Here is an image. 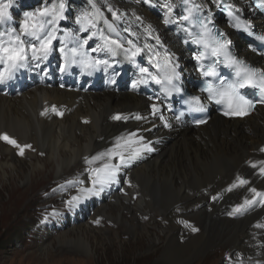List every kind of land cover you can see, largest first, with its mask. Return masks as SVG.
<instances>
[{"label": "bare ground", "instance_id": "1", "mask_svg": "<svg viewBox=\"0 0 264 264\" xmlns=\"http://www.w3.org/2000/svg\"><path fill=\"white\" fill-rule=\"evenodd\" d=\"M180 1H124L130 4V13L126 16L131 17L124 15L117 19L121 24L111 17L116 29L102 32L103 37L131 39L144 49L136 64L119 50L111 57L103 50L93 51L103 45L101 37L100 42L85 46L83 51L90 59L107 60V67L101 65L85 71L79 64H71L65 68L64 53L55 49L39 67L33 64L21 69L6 84H0V133L6 132L21 145L29 144L33 148L36 143L49 148L52 151L48 162H54L55 168L61 170L72 160L84 162L86 157L113 149L117 142L119 147L115 150L125 155H130L141 143H150L152 151H143L121 165L117 180L103 186L111 196L112 206H116L107 205L105 213L120 220L134 239L144 237L145 233L119 215V202L131 212H139L142 221L151 217L159 219L162 235L158 239L149 235L146 251L152 253L160 246L162 260L173 264L189 262L219 245L222 250L218 249L220 256L216 264H264V202L257 198L242 213L228 214L245 198H252L250 188L264 192V174L259 171L264 167V151H261L264 149V107L256 106L241 119L212 114L202 126L188 128L173 121L159 84L148 78L146 83L132 87L147 75L139 71L141 67L148 68L153 75L165 72V57L171 58L169 67L178 65L175 71L184 82H190L195 76L194 62L188 56L190 43L180 23ZM194 1L204 10H213L218 5L217 0ZM231 1L245 13H254L247 0ZM11 29L10 24L0 23V32ZM227 32L231 38L236 37L234 32ZM77 41L71 37L66 39L65 50L75 47ZM241 51L247 57H254L244 47ZM162 60L161 67L158 62ZM98 75L99 81L94 82ZM100 82V90H93ZM153 104L159 111L154 112ZM52 105L63 115L51 111ZM45 108L49 112L41 115ZM116 113L128 119L112 120ZM166 123L170 126L166 127ZM130 133L136 135L130 136ZM141 136L142 142L138 139ZM5 146L16 149L0 141V148L5 150ZM30 149L25 150L24 158L31 155ZM16 156L22 157L18 151ZM38 156L39 152L36 159ZM39 161L33 164L7 161L0 168L6 169L10 179H22L26 174L23 166L35 170V176ZM117 162L103 158L92 163L95 167L86 172L104 163ZM237 177L248 183L229 191L237 183ZM12 185L11 181L14 189ZM182 217L195 223L183 224ZM193 227L198 231L193 232ZM99 230L77 225L59 237L73 240L89 251L91 241L97 244L108 241Z\"/></svg>", "mask_w": 264, "mask_h": 264}, {"label": "rangeland", "instance_id": "2", "mask_svg": "<svg viewBox=\"0 0 264 264\" xmlns=\"http://www.w3.org/2000/svg\"><path fill=\"white\" fill-rule=\"evenodd\" d=\"M124 1L131 0H122L119 3L113 0H63L66 19L58 21L55 25L56 35L59 38L58 42H55L56 51L60 52L59 49L65 46V40L70 37L82 41L88 35L95 33L89 44L100 42L104 34L102 32L116 29L114 20L117 19H111L112 11L122 14L121 17L124 15L126 18L131 17L126 16L130 13V4ZM0 2L6 3L7 0ZM60 2L61 0H12L11 19L6 23L19 32V23L24 19L26 12L58 6ZM85 14L95 27L77 22L78 18ZM117 23L121 24L119 20ZM82 28L85 31H82ZM65 32L70 35L65 37ZM65 137L72 140L68 135ZM30 150L31 155L24 158V155L16 156L17 149L6 146L5 150L0 148V155H3L0 165L7 161L8 163L25 161L24 164H33L40 160L39 167L36 168L39 171L35 176L33 173L35 170L23 166L26 174L22 179H10L6 169L0 168V264H173L162 260L160 246L152 253L146 251L149 235L156 239L162 235L159 219L153 220L151 217L147 221H142L139 212L137 214L131 212L132 210L125 208V205L119 202V215L121 214L127 222H132L134 227L137 225L135 228L138 231L145 233L144 237L134 239L120 220L105 213L106 208L113 204L109 201L110 194L104 189L99 195L91 196L73 208L67 206L66 201L78 195L80 188L91 187V175L86 171L95 166L85 161L72 160L68 167L66 165L67 168L61 170L55 168L54 162H48V156L52 151L49 148L34 143ZM37 152L39 156L36 159ZM11 181L14 189H11ZM136 185L139 186L138 183ZM103 203L106 205L104 206ZM112 207L116 208V206ZM99 214V217L96 216ZM186 219L188 218H181L183 224L194 222ZM97 220L99 223H96ZM77 225L100 229L99 231L103 232V237L108 241L106 244L99 243L100 245L91 241L90 250L84 251L77 242L68 240V243L67 240L62 239V235L59 237L60 233ZM219 248L222 250V246H216L183 264H216L220 256ZM213 253L215 258L212 257ZM225 257L226 255L222 258Z\"/></svg>", "mask_w": 264, "mask_h": 264}, {"label": "snow or ice", "instance_id": "3", "mask_svg": "<svg viewBox=\"0 0 264 264\" xmlns=\"http://www.w3.org/2000/svg\"><path fill=\"white\" fill-rule=\"evenodd\" d=\"M186 5V14L182 16L183 21L191 22L193 19L194 10L198 11L199 6L192 5L189 0H184ZM257 6L264 11V0H257ZM12 7V0H7L6 3L0 2V23H4L11 19L10 9ZM112 11L111 9H109ZM65 5L63 0L59 5H53L50 8H43L36 12H26L24 14V19L19 23V32L15 29L6 30L0 32V84H6L11 80L15 74L21 69L31 67L35 64L39 67L40 63L47 60L49 55L55 50V42H58L59 38L56 35L57 29L55 27L56 23L60 20L66 19L64 16ZM171 11V8H169ZM122 14H118L116 11H112V16L114 19H120ZM231 15V13H230ZM139 19V18H137ZM235 20L234 27L243 28L244 31H248L247 27L240 21L239 17H233ZM78 23L82 25H89L95 27L92 21L85 14L78 18ZM168 22L167 20L165 21ZM198 26L200 28L199 34L192 33L189 31V36L191 37V42L198 46H202V51L195 56V60L200 65L201 74L204 77H211L219 80L218 85H214L211 80L205 83V87L202 91L207 92L209 97L216 100L217 103H224L226 110L224 111L225 116L229 117H244L250 114L252 110L255 109L257 103H264V71L250 68L244 64L243 61L237 60L232 56L228 50V46L231 43L230 40L224 38V34L220 33L218 36L212 35V30L203 21L197 19ZM111 27V25H110ZM85 31L84 28L81 29ZM252 33H249L251 35ZM65 37L70 35L65 32ZM95 33L88 35L86 39L82 41H77V45L70 49L65 50V47L59 49L60 52L64 53L65 58V68L71 64H79L85 71L89 69H96L103 65L108 66L107 60L101 59H90L88 55L83 51L85 46H89V41L93 39ZM103 45H98L93 51L103 50L106 55L115 56L117 51L123 52L125 57L133 64H136V58L141 55L144 49L136 46V44L131 40L121 41L119 38L113 39L111 37L104 36ZM257 39L264 41V35L258 36ZM159 42V38L157 37ZM187 42V41H186ZM127 45V47L125 46ZM207 56L213 58L212 63L205 66L200 63L205 60ZM165 75L163 80L159 78L158 75H153L149 72L148 68L141 67L139 71L142 74H147L146 77L138 82H134L132 87H137L138 83H146L147 79L150 78L157 84H163L164 92L166 95H171L172 92H180V89L173 83L174 79L177 77L175 68L178 65L171 64V58L165 57ZM223 64L225 67L234 70L236 79L233 81H226L223 77H220L217 72V66ZM43 71L44 69H40ZM62 70H65L62 68ZM243 88H253L258 89L260 98L259 100L247 99L241 94L240 89ZM189 105L190 111L203 112L204 107L200 103L199 97H193L190 100L185 101ZM154 112L159 111L156 104L152 105ZM51 111L56 112L58 115H63L62 112H57L56 106H51ZM49 112L48 108H45L41 115H46ZM183 115V113H181ZM114 121L127 120L128 117L122 115L121 113H116L111 117ZM179 119V117H177ZM87 122V121H86ZM198 125L204 124L206 121L204 119H197L195 121ZM165 126H170L167 123ZM130 136H135L136 134L130 133ZM139 141H143V137L138 138ZM0 141H4L7 144L13 146L18 150V155L23 156L26 149H30L31 145L24 144L21 145L15 138L11 137L9 134L0 133ZM135 142V141H130ZM116 147H119V143L114 146L113 149H108L103 153H98L92 157H86L85 162L92 164L103 158L108 160L116 159L117 163H104L102 167L94 168L90 170V184L91 187H82L79 189L78 195L72 196L66 201L69 208L75 207L82 200H86L91 196L99 195L100 191L103 190V186L117 180V173L120 171L121 165L129 163L132 159L140 156L143 151H152L150 143H141L140 147L131 151L130 155H125L123 152H117ZM264 151V149H261ZM252 167H256L255 164ZM261 174H264V167L259 169ZM248 181L237 177V183L232 184L229 187V191L232 188L243 186L247 184ZM249 191L253 193L251 199L245 198L243 203L238 204L231 212L228 214L236 215L245 211L249 206L257 202V198H261L264 202V192L257 191L256 188H250ZM216 199V197H213ZM96 223H99L97 220ZM186 223V222H185ZM260 226V225H258ZM193 232L198 231L195 227L192 228ZM239 262V257L237 258Z\"/></svg>", "mask_w": 264, "mask_h": 264}]
</instances>
